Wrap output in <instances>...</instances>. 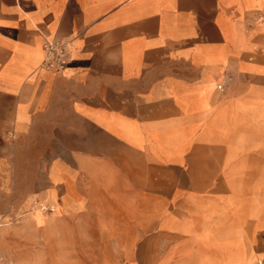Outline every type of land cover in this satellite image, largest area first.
I'll return each instance as SVG.
<instances>
[{
  "label": "crops",
  "instance_id": "obj_1",
  "mask_svg": "<svg viewBox=\"0 0 264 264\" xmlns=\"http://www.w3.org/2000/svg\"><path fill=\"white\" fill-rule=\"evenodd\" d=\"M237 5L0 0V143L9 132L14 140L45 132L51 158L47 191L57 187L64 213H80L82 226L112 235L118 224L106 213L126 211L125 224L155 227L156 235H143L144 244L177 242L182 256L192 251L183 257L192 264L196 243L171 228H199L204 213L220 206L225 240L263 255L264 30L255 29L256 8L241 5V15ZM234 34L243 37L242 46L229 39ZM49 38L69 47L63 69L37 64ZM218 49L227 65L221 90L211 93L208 105L213 112L219 107L224 124L220 142H203L199 134L207 123L181 101L199 94L197 85L207 82V59ZM181 128L189 131L191 143L181 162L178 156L169 161L164 148L173 147L175 136L164 141L163 134ZM205 165L212 168L211 179L219 180V192L210 196L197 188ZM52 173L71 184L76 199L61 201L67 188L63 181L52 182ZM253 210L258 218L248 216ZM49 222L41 227L25 222L28 240L45 244L47 231L40 230ZM147 244L123 259L141 258ZM155 260L166 264L160 254Z\"/></svg>",
  "mask_w": 264,
  "mask_h": 264
},
{
  "label": "rangeland",
  "instance_id": "obj_2",
  "mask_svg": "<svg viewBox=\"0 0 264 264\" xmlns=\"http://www.w3.org/2000/svg\"><path fill=\"white\" fill-rule=\"evenodd\" d=\"M229 2L238 4L237 9L241 15L243 13L241 5L246 8H256L259 16L255 29L264 30V0H229ZM229 39L235 41L238 46L243 45L241 35H230ZM48 41L62 43L60 39L49 38L45 41V45ZM67 48L69 49L68 46ZM45 54L44 47V54L37 64L42 63ZM222 54L223 51L218 49L208 57V66L205 67L203 74L207 82L197 85L196 90L199 94L181 101L182 108L198 111L197 119L207 123L199 134L203 142L210 140L220 142L221 139L220 130L224 118L219 107L213 112L214 107L211 108L208 102L213 91H216L217 95L221 90L222 71L227 65ZM131 60L134 61V54ZM112 128L121 136L127 134L122 128L113 125ZM172 135L175 136V142L173 147L164 148L165 156L169 161H175L179 157L181 162L183 153L191 143L188 140L189 131L181 128L178 134L165 132L164 141L171 139ZM6 136L8 140L0 143V264H161V262L155 263L156 254H160L161 260H166V264L189 263L183 257H186V254L192 255V251L185 249V255L182 256L177 242L170 241L159 244L156 241L152 242L154 244L146 243L149 249H145L141 258L134 260L126 257V263L123 259L124 254L131 250L134 254L136 251H143L146 247L142 242L145 233L156 235L152 234L155 227L138 228L125 224L124 220L130 219L126 211L106 213L107 217L116 219L118 224V227H112V235L108 236L103 229L82 226L80 213H64L63 204L58 203L57 187L47 191L48 185L44 177L51 158L45 132H31L30 135L19 140H14L10 132L6 133ZM159 138H161L160 134ZM203 168L204 172L199 176L200 179H197V188L200 189L198 193L207 196L218 193L219 180H212L211 174L208 173L212 168L208 169L206 165ZM51 178L54 183L61 181L65 183L67 193L61 197L63 203H70L69 198L76 199L75 195H72L73 188L67 180L58 175L54 176L53 173ZM58 193L61 194L62 190ZM197 203L203 202L197 201ZM259 214L255 210L248 212V216L254 218H258ZM47 220H50L48 224L50 227L40 230L47 231L45 244L36 246L32 240H28L30 228L25 222L41 227ZM221 220L222 212L218 206L204 213V221L199 228L177 227L171 230L189 234L193 238L192 241L197 245V256L193 257L192 264H255L259 256L247 250L244 245L240 246L225 240ZM160 228L168 229L164 223H161Z\"/></svg>",
  "mask_w": 264,
  "mask_h": 264
},
{
  "label": "built area",
  "instance_id": "obj_3",
  "mask_svg": "<svg viewBox=\"0 0 264 264\" xmlns=\"http://www.w3.org/2000/svg\"><path fill=\"white\" fill-rule=\"evenodd\" d=\"M68 48L62 43L51 42L46 46V54L41 63L42 68H56L63 69L66 64V58L68 57ZM259 264H264L261 262Z\"/></svg>",
  "mask_w": 264,
  "mask_h": 264
},
{
  "label": "bare ground",
  "instance_id": "obj_4",
  "mask_svg": "<svg viewBox=\"0 0 264 264\" xmlns=\"http://www.w3.org/2000/svg\"><path fill=\"white\" fill-rule=\"evenodd\" d=\"M52 41H48L47 43H46V45H45V49H46V46H48V44H50ZM53 42H55V43H59V42H56V41H53ZM258 262H264V254L263 255H260L259 257H258V259L256 260V263H258ZM255 263V264H256Z\"/></svg>",
  "mask_w": 264,
  "mask_h": 264
}]
</instances>
